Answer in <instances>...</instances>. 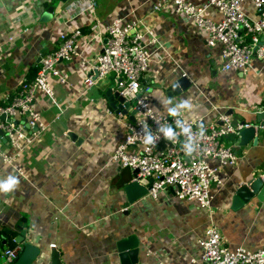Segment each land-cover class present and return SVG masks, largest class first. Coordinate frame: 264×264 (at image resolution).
I'll return each instance as SVG.
<instances>
[{
  "label": "crops",
  "instance_id": "1",
  "mask_svg": "<svg viewBox=\"0 0 264 264\" xmlns=\"http://www.w3.org/2000/svg\"><path fill=\"white\" fill-rule=\"evenodd\" d=\"M40 1L0 0V103L14 93L29 68L39 64L40 53L56 47L60 32L79 27L82 35L80 53L59 63L69 77L67 85L54 82L56 104L38 97L36 108L49 127L23 153L25 175L0 162V180L10 175L19 180L14 191L0 193V225L20 238L17 222L25 218V240L39 248L31 264H50L51 248L59 251L61 264H120L116 242L130 235L139 240L138 264H188L210 224L231 246L264 247V198L231 207L240 184L264 178V137L245 144L234 133L222 139L237 160L220 170L224 184L214 188L207 208L176 198L170 189L123 207V186L133 179L132 168L111 160V154L125 136L122 122L130 117L118 116L104 96L114 83L112 75L81 91L82 78L93 74V60L101 50V42L89 37L95 18L102 25L116 16L137 18L141 26L154 30L163 48L153 51L144 77L152 105L167 114L180 106L186 114H200L208 121L219 122V114L225 113L233 122L257 128V113L261 118L264 111V61L254 56L247 71L224 70L219 44L208 45L205 31L171 4L154 10L159 0H92L94 8L87 12L78 0H70L49 21L40 19ZM188 1L200 5L207 0ZM243 7L256 16L249 1ZM205 13L214 20L221 17L212 7ZM183 74L190 87L169 98L166 88ZM68 132L80 142L71 140Z\"/></svg>",
  "mask_w": 264,
  "mask_h": 264
},
{
  "label": "built area",
  "instance_id": "2",
  "mask_svg": "<svg viewBox=\"0 0 264 264\" xmlns=\"http://www.w3.org/2000/svg\"><path fill=\"white\" fill-rule=\"evenodd\" d=\"M245 1L255 8L256 16L245 12ZM77 2L83 12L94 8L92 0ZM164 4H171L175 12L205 31L208 45L219 44L224 70L247 71L254 56L264 61V0H207L200 5L188 0H159L153 9ZM210 7L220 13L219 19L206 15ZM81 35L79 27L60 32L56 47L41 57L34 78L22 79L14 93L0 103V162L20 176L25 175L23 153L49 127L36 108L38 97L45 96L56 104L54 82L67 85L69 77L59 63L80 53ZM89 37L101 42V50L93 60L97 79L112 75L120 95L135 109L134 118L122 122L125 136L115 144L111 160L137 168V178L151 177L147 195L152 198L160 190L170 189L178 199L193 202L198 208L209 207L214 188L224 184L220 170L237 160L222 138L230 133L238 135L249 124L233 122L225 113L219 114V122H213L200 114L188 115L180 106H175L172 114L156 109L144 76L153 51L163 48V44L154 30L141 26L137 18L116 16L104 25L95 18ZM93 74H84L82 92L96 83ZM21 245H7L0 237V258H4L0 264H13ZM198 247V254L191 256L188 264H264V247L231 246L214 224L204 229Z\"/></svg>",
  "mask_w": 264,
  "mask_h": 264
},
{
  "label": "water",
  "instance_id": "3",
  "mask_svg": "<svg viewBox=\"0 0 264 264\" xmlns=\"http://www.w3.org/2000/svg\"><path fill=\"white\" fill-rule=\"evenodd\" d=\"M70 0H41L40 4L43 7V12L41 13V21H49L53 18L57 9H60L62 5L67 3ZM45 55V51H42L38 58L36 59L35 64L40 62L41 57ZM94 79H97V71L94 70ZM191 85L189 78L186 75L179 76L174 82H172L166 88V95L171 98L176 95H179L183 91L187 90ZM104 96L108 102V105L114 110L115 113H121L123 115H129L130 119L134 118L135 109H130V102L125 100L116 89L115 84H109L104 90ZM259 120V125L256 128L255 126L249 124L244 126L239 131V137L241 144H245L250 140H257L260 136L264 137V111L262 112V117L257 113ZM258 134H255V133ZM68 135L71 140L76 143L80 142L79 136L73 132H68ZM138 169H132L133 179L127 182L123 186V191L126 196V201L123 204V207H127L128 204L133 203L137 199L145 196L147 194L150 182L152 181L151 177H138ZM256 197L259 200L264 198V178L261 176H256L251 180L240 184L234 194L232 200V208L237 209L243 204L250 201L251 198ZM18 226L21 228L19 232L20 238L15 236V241L21 243V250L18 257L13 264H31V262L39 254V248L33 246L30 242L25 240L26 234V220L24 217H21L18 222ZM4 243V240H2ZM139 240L133 235L120 238L116 242V250L118 254V260L120 264H138L139 263ZM50 264H61V259L59 251L55 248L50 249ZM4 258L1 257L0 261Z\"/></svg>",
  "mask_w": 264,
  "mask_h": 264
},
{
  "label": "trees",
  "instance_id": "4",
  "mask_svg": "<svg viewBox=\"0 0 264 264\" xmlns=\"http://www.w3.org/2000/svg\"><path fill=\"white\" fill-rule=\"evenodd\" d=\"M38 68H39V64L29 68L27 75L25 77L26 81H31L34 78V76L37 73ZM0 237H1V240H4L5 244H9L10 246H13L15 244L14 232H11L10 230H8L2 225H0Z\"/></svg>",
  "mask_w": 264,
  "mask_h": 264
},
{
  "label": "clouds",
  "instance_id": "5",
  "mask_svg": "<svg viewBox=\"0 0 264 264\" xmlns=\"http://www.w3.org/2000/svg\"><path fill=\"white\" fill-rule=\"evenodd\" d=\"M172 133L169 132V135ZM19 180L15 176H9L6 180H0V193H9L16 189Z\"/></svg>",
  "mask_w": 264,
  "mask_h": 264
},
{
  "label": "rangeland",
  "instance_id": "6",
  "mask_svg": "<svg viewBox=\"0 0 264 264\" xmlns=\"http://www.w3.org/2000/svg\"><path fill=\"white\" fill-rule=\"evenodd\" d=\"M112 78H113V77H112ZM112 78H111V79H112ZM112 81H113V79H112ZM224 138H225V136H224L222 139H224Z\"/></svg>",
  "mask_w": 264,
  "mask_h": 264
}]
</instances>
